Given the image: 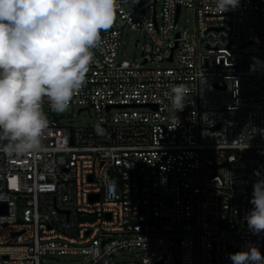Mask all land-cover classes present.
<instances>
[{
	"label": "built area",
	"instance_id": "2783aa9c",
	"mask_svg": "<svg viewBox=\"0 0 264 264\" xmlns=\"http://www.w3.org/2000/svg\"><path fill=\"white\" fill-rule=\"evenodd\" d=\"M184 8L193 31L179 28ZM212 8L119 0L68 108H92L97 124H67L44 98L46 150L0 151V264H116L133 248L143 264H232L247 244L264 253V232L244 219L264 178V0ZM128 28L145 35L139 62L120 57ZM177 84L189 88L178 112L165 96Z\"/></svg>",
	"mask_w": 264,
	"mask_h": 264
},
{
	"label": "clouds",
	"instance_id": "9594fccd",
	"mask_svg": "<svg viewBox=\"0 0 264 264\" xmlns=\"http://www.w3.org/2000/svg\"><path fill=\"white\" fill-rule=\"evenodd\" d=\"M212 4V10L222 14L236 10L240 0ZM118 7L119 0H0V142L7 141L0 151L9 158L46 150L44 98L56 112L69 108L86 82L93 49L101 44V33L113 26ZM188 93L186 85L177 84L165 96L178 112ZM250 203L253 208L244 219L249 230L260 235L264 178L254 183ZM229 259L232 264H264V253L247 244Z\"/></svg>",
	"mask_w": 264,
	"mask_h": 264
},
{
	"label": "rangeland",
	"instance_id": "374dc122",
	"mask_svg": "<svg viewBox=\"0 0 264 264\" xmlns=\"http://www.w3.org/2000/svg\"><path fill=\"white\" fill-rule=\"evenodd\" d=\"M160 11V6H159ZM195 26V13L191 8H184L179 21V28L188 27L189 30L193 31ZM262 28L264 29V23H262ZM122 46L120 49V57L128 58L130 60H135L139 62L142 57L143 46L145 42V35L142 30H132L127 29L123 34ZM258 61H264V56L254 55ZM256 60V59H255ZM167 61H164L162 65H168ZM151 65V64H150ZM80 106H73L61 115V119L65 123L73 126H94L97 124L95 112L92 108H85L80 110ZM165 237L170 239H175L178 237L176 233L169 232L164 234ZM76 256H55L46 257L45 263L51 262L53 264H73L77 260ZM116 264H143L141 262L140 254H138L137 249L133 248L131 250L126 249L118 252L115 255Z\"/></svg>",
	"mask_w": 264,
	"mask_h": 264
},
{
	"label": "water",
	"instance_id": "95a60500",
	"mask_svg": "<svg viewBox=\"0 0 264 264\" xmlns=\"http://www.w3.org/2000/svg\"><path fill=\"white\" fill-rule=\"evenodd\" d=\"M180 9H178V12ZM99 195H96L92 200H98ZM7 212V204L6 203H0V213H6ZM110 218V215H109Z\"/></svg>",
	"mask_w": 264,
	"mask_h": 264
}]
</instances>
